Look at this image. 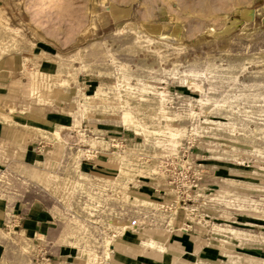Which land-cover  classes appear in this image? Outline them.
Here are the masks:
<instances>
[{
  "label": "rangeland",
  "instance_id": "obj_1",
  "mask_svg": "<svg viewBox=\"0 0 264 264\" xmlns=\"http://www.w3.org/2000/svg\"><path fill=\"white\" fill-rule=\"evenodd\" d=\"M0 118L10 264H264V0H0Z\"/></svg>",
  "mask_w": 264,
  "mask_h": 264
},
{
  "label": "bare ground",
  "instance_id": "obj_2",
  "mask_svg": "<svg viewBox=\"0 0 264 264\" xmlns=\"http://www.w3.org/2000/svg\"><path fill=\"white\" fill-rule=\"evenodd\" d=\"M4 43V42H2ZM5 45V44H3ZM145 48H148V47H145ZM123 69V68H122ZM126 71V70H125ZM123 73V72H122ZM124 75V82H123V85L124 83L127 84L128 87H130V89L134 88V89H138L139 85L137 84L135 86H132L131 85V79L133 78L132 75H127V74H123ZM135 76V75H134ZM134 79V78H133ZM140 80V79H139ZM139 84H142L140 82H138ZM126 86V87H127ZM114 87V86H112ZM119 87V86H117ZM123 87V86H122ZM125 87V88H126ZM127 87V88H128ZM141 87V88H140ZM140 89L141 91H133L131 89V91H129L127 94L129 95L128 97H130V99H138L140 98V100H142L143 102H150L151 99L146 97L145 96V93L147 92H151L152 94H154L156 97L159 98V105L158 107L160 108L159 110H157V107L156 109L153 107V106H142L141 102L139 103H136L134 106H128L129 104V101H123V107H125L126 105L129 107V109H125L124 110V115H123V119L126 124H131L135 127L140 128L142 129L144 133L146 134H149L150 131H149V128L150 126H152L153 128V123L151 125H149L148 123V119H150V121L152 120H157L159 123L160 122H164V125H160V129H154L153 134L158 136V142L157 145L158 147L160 148V152L165 155V156H172V155H178L179 154V149H180V146L182 144V139L183 137L185 136V133H186V130L182 127H180L179 125H177L175 123V117L177 116H173L170 114V112L166 109L165 107V101L167 100V94L166 92H161V91H158L154 86L151 85H146V84H143L142 86L140 85ZM103 88V87H102ZM101 88V89H102ZM197 88V87H196ZM119 89V88H117ZM126 90V89H124ZM128 90V89H127ZM199 90V89H198ZM201 90V89H200ZM212 90V88H211ZM105 92V91H104ZM120 92V91H119ZM99 93V92H98ZM115 93V92H114ZM113 93V94H114ZM126 93V92H124ZM97 94V92H96ZM95 94V95H96ZM123 94V93H122ZM120 94V95H122ZM119 95V96H120ZM151 95V94H150ZM149 95V96H150ZM117 96V95H116ZM108 97V96H107ZM157 98V99H158ZM105 99V98H104ZM100 100V99H99ZM139 100V99H138ZM108 101V100H107ZM131 101V100H130ZM154 101V100H153ZM168 102V101H167ZM111 103V102H110ZM115 103V102H114ZM120 103V102H119ZM151 105V104H150ZM221 105V104H220ZM224 105V104H223ZM118 107V106H117ZM221 108V107H220ZM109 109H112V108H109ZM116 109V108H115ZM120 109V108H119ZM219 109V108H218ZM224 109V107L222 108ZM221 109V110H222ZM103 110V109H102ZM105 110V109H104ZM114 110V109H113ZM123 110V109H121ZM110 111V110H109ZM106 113V112H105ZM145 113V114H143ZM141 118V120L139 119ZM1 119V118H0ZM30 119V118H29ZM5 119H3L4 121ZM122 120V119H121ZM8 121V120H7ZM156 122V121H155ZM16 125V124H15ZM17 126V125H16ZM156 126V125H155ZM28 128V127H27ZM36 129V128H35ZM141 133V132H140ZM57 134V133H55ZM152 134V133H150ZM145 135V134H144ZM143 135V136H144ZM153 136V135H152ZM156 145V146H157ZM126 161V160H124ZM131 163V162H130ZM135 164V163H134ZM131 165V164H130ZM132 168V167H131ZM136 169V168H135ZM142 170V169H141ZM150 174V173H149ZM2 176V175H1ZM4 176V175H3ZM6 181V180H5ZM119 181V180H118ZM127 198V197H126ZM129 199V197H128ZM127 199V200H128ZM137 200V199H136ZM145 203V202H144ZM148 204V203H147ZM142 237V236H141ZM144 238V237H143ZM146 238V237H145ZM168 243V242H167ZM169 248V247H168ZM162 250L163 251H167V247H162ZM256 261V260H255Z\"/></svg>",
  "mask_w": 264,
  "mask_h": 264
},
{
  "label": "crops",
  "instance_id": "obj_3",
  "mask_svg": "<svg viewBox=\"0 0 264 264\" xmlns=\"http://www.w3.org/2000/svg\"><path fill=\"white\" fill-rule=\"evenodd\" d=\"M15 179V177L13 178ZM16 181V179H15ZM20 181V180H19ZM17 184L20 186V182L16 181ZM23 184H25V181H22ZM26 185H29L28 183H26ZM23 187V186H22ZM28 187V186H27ZM24 188L25 193H30V191H32V189L30 188ZM6 190L1 189L0 188V264H10V254H11V247H10V241L6 238V236L4 235V233L2 232L1 226L3 221L5 220V217L7 216V214L9 213V211H11V205L9 203V199L7 200V198H10L12 196H9L7 194ZM9 194H14L13 192H9ZM16 195V194H14ZM15 197V196H13ZM30 202H27V204ZM32 208L29 209V211Z\"/></svg>",
  "mask_w": 264,
  "mask_h": 264
},
{
  "label": "built area",
  "instance_id": "obj_4",
  "mask_svg": "<svg viewBox=\"0 0 264 264\" xmlns=\"http://www.w3.org/2000/svg\"><path fill=\"white\" fill-rule=\"evenodd\" d=\"M16 228V227H15Z\"/></svg>",
  "mask_w": 264,
  "mask_h": 264
}]
</instances>
